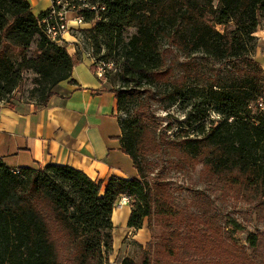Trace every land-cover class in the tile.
I'll return each mask as SVG.
<instances>
[{
    "label": "trees",
    "instance_id": "16d2710c",
    "mask_svg": "<svg viewBox=\"0 0 264 264\" xmlns=\"http://www.w3.org/2000/svg\"><path fill=\"white\" fill-rule=\"evenodd\" d=\"M94 3L105 8L85 18L87 22L100 18L87 30L97 43L102 36L110 46L126 27L136 29L122 48L123 86L111 89L119 114L144 94L143 81H154L166 72L160 50L165 38L186 55L201 53L230 67L232 74L214 81L206 91L209 110L222 121L208 131L199 127L201 138L182 140L179 145L188 166L210 158L206 167L215 185L239 191L247 201L255 198L264 222V71L254 58V34L264 19V0H219L217 7L210 0ZM49 12L35 16L27 0H0L3 101L10 103L24 75L32 73L39 94L36 105L47 106L53 89L70 80L81 61L78 54L71 56L66 47L44 35L41 20ZM217 26L224 27L223 32ZM32 47L35 52L30 56ZM186 81L173 83L174 102L184 95ZM120 126L121 149L132 160L137 177L112 178L105 190L102 182L68 166L15 170L0 159V264H106L105 253L113 245L114 205L122 196L132 200L129 228L142 229L147 220L150 228L164 235L147 245L141 263L126 257L121 264H188L201 258H216L218 264H264V232L249 235L250 256L212 216L209 198L199 195L198 213L187 214L175 202L167 182L149 181L142 159L162 153L163 143L144 111L125 123L120 117Z\"/></svg>",
    "mask_w": 264,
    "mask_h": 264
},
{
    "label": "rangeland",
    "instance_id": "374dc122",
    "mask_svg": "<svg viewBox=\"0 0 264 264\" xmlns=\"http://www.w3.org/2000/svg\"><path fill=\"white\" fill-rule=\"evenodd\" d=\"M60 1L65 5L80 3L76 0ZM90 1L87 0V2ZM46 5H50V3L47 2ZM102 21L106 22L104 19ZM259 22L258 30L254 34L257 38L254 58L264 71V34H260V37L257 35L258 31L264 29V19H260ZM84 28H89V26L86 25ZM217 29L223 32L224 27L217 26ZM135 33L134 27H126L122 36L115 37L108 46V40L102 36L99 37L97 43L93 37L94 34L84 31L81 35H77V40L81 44V46H77L79 48L77 54L81 59L85 57L99 63L114 64L102 79L106 81L109 88L123 86L121 80L124 62L122 48ZM160 50L168 66L166 72L154 81H143L140 88L144 94L139 96V99L127 103L126 110L121 112L120 117L125 123L136 118L140 111H144L150 125L155 130V135L163 143L162 153L142 159L149 181L159 178L167 182L175 202L187 214L198 213L199 195L205 200L209 198L212 216H215L219 225L234 239L235 245L240 250L253 256L247 239L250 234L264 232V222L260 221L256 209L258 201L255 198H250V201H247L239 191L215 185L214 179L206 167L209 157L188 166L179 145L182 140L201 138L198 137L201 132L199 127L204 126L208 131L212 126H216L222 121V117L218 113L209 110L206 91L214 81L230 76L232 71L225 64H217L201 53L192 56L184 54L174 47L167 38L162 40ZM34 52L35 47H32L29 55L32 56ZM186 79L187 81L182 87L184 95L180 97L179 101L174 102L170 98L173 83L175 80L184 82ZM35 81V75L25 74L23 82L16 88L11 98L36 103L39 100V94L38 87L34 84ZM191 90L193 92L190 93ZM196 121L198 123H195ZM144 225L147 234L151 237L150 242L155 241V236L164 235L162 230L150 228L147 220ZM140 237L141 235L135 238L139 239ZM149 243L143 245L136 241L126 240L124 243L125 255L137 263H141ZM112 252L113 249L105 253L106 264H121L122 260L126 258L122 255L114 259ZM261 252L264 255V249H261ZM217 262L216 258H201L188 264H218Z\"/></svg>",
    "mask_w": 264,
    "mask_h": 264
},
{
    "label": "crops",
    "instance_id": "0c3cea01",
    "mask_svg": "<svg viewBox=\"0 0 264 264\" xmlns=\"http://www.w3.org/2000/svg\"><path fill=\"white\" fill-rule=\"evenodd\" d=\"M27 1L35 16L51 6L49 0ZM260 34H264V29L258 31L259 37ZM66 48L72 56V48ZM111 89L84 57L74 67L71 79L53 89L54 95L45 107L17 99L9 103L0 98V159L15 170L68 166L102 182L103 190L112 178H136L132 160L121 149L120 114ZM131 212L130 206L113 212L114 259L126 256V240L143 245L151 240L145 225L139 230L128 227ZM139 235V239L135 238Z\"/></svg>",
    "mask_w": 264,
    "mask_h": 264
},
{
    "label": "built area",
    "instance_id": "2783aa9c",
    "mask_svg": "<svg viewBox=\"0 0 264 264\" xmlns=\"http://www.w3.org/2000/svg\"><path fill=\"white\" fill-rule=\"evenodd\" d=\"M78 1H80L78 5H65L60 0H50V12L41 20L42 31L49 41L61 47H71L72 56L77 54V49H79L77 46H81L77 40V35L91 30L100 21L98 20L99 18H96L93 21L87 22L85 19L86 14L105 10V8H100L99 5L95 4V0H91L90 2H87V0H76V2ZM210 1H212L214 7H217L219 0ZM86 25L89 28H84ZM90 61L96 69V75L100 79L104 78L114 66V64L99 63L93 59ZM131 202L130 197L122 196L116 201L114 210L128 207L131 205Z\"/></svg>",
    "mask_w": 264,
    "mask_h": 264
}]
</instances>
